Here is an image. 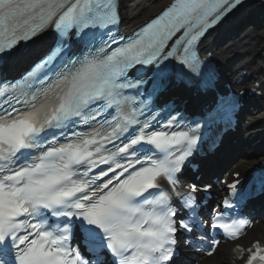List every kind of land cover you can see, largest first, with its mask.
I'll list each match as a JSON object with an SVG mask.
<instances>
[{
  "label": "snow or ice",
  "instance_id": "1",
  "mask_svg": "<svg viewBox=\"0 0 264 264\" xmlns=\"http://www.w3.org/2000/svg\"><path fill=\"white\" fill-rule=\"evenodd\" d=\"M241 3L173 0L121 35L118 0H0V54L56 33L29 71L0 80V264H174L178 232L210 257L252 226L238 179L218 181L228 195L201 214L212 185L181 179L201 126L153 104L173 73L211 83L198 42ZM233 253L264 264L259 241Z\"/></svg>",
  "mask_w": 264,
  "mask_h": 264
},
{
  "label": "bare ground",
  "instance_id": "2",
  "mask_svg": "<svg viewBox=\"0 0 264 264\" xmlns=\"http://www.w3.org/2000/svg\"><path fill=\"white\" fill-rule=\"evenodd\" d=\"M167 0H142L135 7V16L129 20L133 26L137 24L142 19L148 17L154 13L159 7H161ZM255 32L247 33L241 38H234L229 40L223 45H227L225 48L221 49L217 53V58L221 60L229 59L230 54L234 53L237 50L244 51L248 53V50L252 48V40L255 39ZM234 46V47H233ZM245 57H248L247 55ZM252 60V59H251ZM248 127L250 129L245 131V134H248V145L249 149H255L258 152L264 151V121L258 113H247ZM249 151V150H248ZM257 162V157L247 156V155H238L233 158L229 163L228 169H237L241 172H244L245 169ZM264 233V219H261L260 222L255 225L249 232L248 236L244 239V242L252 240L255 237H258ZM250 238V239H249ZM231 253V247L228 245L219 247V251L216 252L211 260H218L221 263L229 260V255ZM198 264H204L202 258H197Z\"/></svg>",
  "mask_w": 264,
  "mask_h": 264
},
{
  "label": "rangeland",
  "instance_id": "3",
  "mask_svg": "<svg viewBox=\"0 0 264 264\" xmlns=\"http://www.w3.org/2000/svg\"><path fill=\"white\" fill-rule=\"evenodd\" d=\"M139 1H141V0H137L134 3V5L137 4V2H139ZM259 21L257 23H259ZM252 28H254V30L256 29L255 27H252ZM255 35H256V41H260L261 42L262 38L264 36V19L262 20V22H260V26H259L258 30L255 32Z\"/></svg>",
  "mask_w": 264,
  "mask_h": 264
}]
</instances>
